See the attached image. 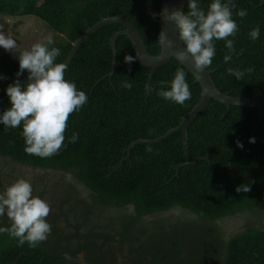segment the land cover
<instances>
[{"label": "trees", "instance_id": "16d2710c", "mask_svg": "<svg viewBox=\"0 0 264 264\" xmlns=\"http://www.w3.org/2000/svg\"><path fill=\"white\" fill-rule=\"evenodd\" d=\"M162 0H0L4 16H35L53 33L63 62L73 41L101 17L120 14L139 30L150 53L160 50L159 12ZM209 0H201L207 7ZM247 10L237 20L235 48L239 55L225 63L224 41L216 42L211 77L232 96L264 95V4L235 0ZM187 11V2L183 7ZM260 25V36L248 31ZM122 25L99 27L75 51L65 79L75 81L88 95L79 112L70 114L65 147L41 159L24 151L21 128L0 125V190L17 178L29 180L33 194L45 199L51 211L48 238L36 247L18 246L7 233L0 234V264H68L65 253L83 252L87 264H264V115L258 109L226 105L213 98L187 126L184 160L182 135L175 131L156 143H137L128 157L125 148L138 138L153 139L176 126L200 99L201 88L193 75L172 57L156 67L134 55L129 37L115 39L112 68L111 36ZM231 38V37H230ZM47 39L41 41L46 42ZM24 49V48H22ZM18 48V50H22ZM15 54V53H14ZM241 80L226 69L247 68ZM182 67L191 89L183 105L170 103L145 85L160 87ZM18 60L0 49V111L7 107L6 86L14 79ZM25 71L18 79L24 81ZM133 87H119L121 80ZM26 82V81H25ZM77 132L79 138L69 143ZM254 137V142L249 138ZM243 148L237 146V141ZM248 191L236 192L238 186ZM233 219H237L235 224ZM6 217L0 224L8 225ZM176 240L175 242H173Z\"/></svg>", "mask_w": 264, "mask_h": 264}, {"label": "clouds", "instance_id": "9594fccd", "mask_svg": "<svg viewBox=\"0 0 264 264\" xmlns=\"http://www.w3.org/2000/svg\"><path fill=\"white\" fill-rule=\"evenodd\" d=\"M264 4V0H259ZM244 18L247 10L236 8L235 0H209L207 7H201V0H187V11L173 9L166 12L165 19L173 21L178 28L179 39L184 49L178 53L183 59L190 57L192 67L197 72L208 70L216 55V42L223 40L227 49L223 56L225 63L232 60L233 54L240 52L235 48V36L239 25L233 17ZM250 40L260 36V25L257 24L248 31ZM231 37V38H230ZM162 49L173 48L174 42L163 30L158 33L157 40ZM0 48L10 52L18 60V70L14 79L5 88L9 107L0 111V125L4 130L21 128L20 136L24 141V151L41 159L58 154L65 147V130L70 114L79 112L88 102L87 93L77 88L75 81L65 79L66 64L56 62L61 49L55 46V41L49 36L46 42L33 43L29 48L18 50V42L11 36L0 31ZM15 53V54H14ZM136 56L125 54L124 62L131 64ZM252 66L247 68L226 69L227 73L241 80L245 73H251ZM25 71L24 81L18 79ZM5 77L0 74V80ZM26 81V82H25ZM160 87L145 85V94H155L170 103L183 105L191 99V89L182 67H178L170 80H161ZM216 85V84H215ZM123 89H131V80L124 79L119 83ZM220 89V88H219ZM223 92V91H222ZM79 138L77 132L67 138L69 143H75ZM254 137L249 141L254 142ZM237 146L243 148L239 140ZM249 186H238L236 192L248 191ZM51 211L49 203L33 194L29 180L20 177L0 190V218L6 217L8 225L0 224V234L7 233L18 246L25 243L36 247L48 238L52 225L47 221ZM176 241V240H174ZM173 241V242H174Z\"/></svg>", "mask_w": 264, "mask_h": 264}, {"label": "water", "instance_id": "95a60500", "mask_svg": "<svg viewBox=\"0 0 264 264\" xmlns=\"http://www.w3.org/2000/svg\"><path fill=\"white\" fill-rule=\"evenodd\" d=\"M187 0H162L160 10L155 15L159 18V32L163 30L168 38H171L174 42L173 48L169 49L167 46H164V49L160 47V50L157 54L150 53L145 45V42L139 32V30L136 28V26L130 22L127 18L124 16L117 14L112 16H105L101 17L97 22H95L93 25L89 26L80 36H78L72 43L71 49L64 59L63 63L66 64V68L68 67L73 55L75 54V51L80 46V44L87 39L89 35L94 33L99 27L112 23L117 22L122 25V29L116 31L110 38V46L112 50V68L110 73L112 72L114 68L115 63V39L120 34H126L134 48L135 54L137 60L142 63L145 66H148L150 68L149 70V77L152 75L156 67L161 66L165 63H167L172 57H174L179 64L183 65L194 77V81L198 82L201 88V94L200 99L193 105V107L190 109V111L181 118L179 123L168 129L165 133L159 135L156 138L153 139H143L138 138L134 141H132L126 148V154L124 158L128 157L130 153V149L137 143H156L170 134H172L175 131H180L182 135V149H183V155L184 160L179 163L176 168L180 165H185L188 163H193L196 158H190L188 156L187 151V126L189 123L193 120V118L197 115L198 112H200L210 101L211 98L218 100L222 103H224L227 107L232 105H242V106H251L258 109L259 112V123L260 124L263 115H264V95L260 94L256 98L247 97V96H232L228 92H222L214 83L211 72L212 69L203 70L197 72L192 67V62L190 57L185 56L183 59H181L178 55L180 51H183L184 46L182 41L179 39L178 35V28L176 24L173 21H169L165 19L166 12L164 13V10L171 11L173 9H178L183 11V7ZM175 242V241H174ZM65 257L68 260V264H87L84 253L80 252L77 253L75 256L71 255L69 253L64 254Z\"/></svg>", "mask_w": 264, "mask_h": 264}, {"label": "rangeland", "instance_id": "374dc122", "mask_svg": "<svg viewBox=\"0 0 264 264\" xmlns=\"http://www.w3.org/2000/svg\"><path fill=\"white\" fill-rule=\"evenodd\" d=\"M0 31L17 40L20 49L29 48L33 43L41 42L53 33L35 16H4L0 13ZM3 49V48H0ZM237 224L239 220L233 219Z\"/></svg>", "mask_w": 264, "mask_h": 264}]
</instances>
